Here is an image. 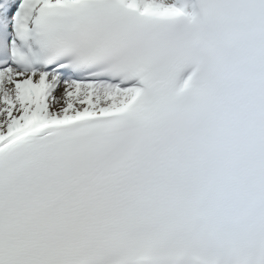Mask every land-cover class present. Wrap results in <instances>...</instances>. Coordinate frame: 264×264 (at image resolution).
<instances>
[{
    "label": "snow or ice",
    "instance_id": "obj_1",
    "mask_svg": "<svg viewBox=\"0 0 264 264\" xmlns=\"http://www.w3.org/2000/svg\"><path fill=\"white\" fill-rule=\"evenodd\" d=\"M0 264H264V0H0Z\"/></svg>",
    "mask_w": 264,
    "mask_h": 264
}]
</instances>
